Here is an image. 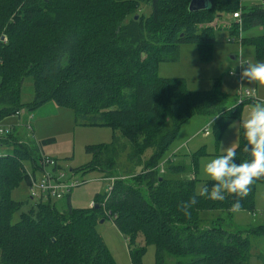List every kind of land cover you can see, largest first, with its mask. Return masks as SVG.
<instances>
[{
    "label": "trees",
    "instance_id": "1",
    "mask_svg": "<svg viewBox=\"0 0 264 264\" xmlns=\"http://www.w3.org/2000/svg\"><path fill=\"white\" fill-rule=\"evenodd\" d=\"M189 1L0 0V18L5 24L11 20L31 28L41 24L67 27L61 37L46 36L23 60L21 47L9 39L0 40V121L21 110V84L25 76H31L29 113L52 102L70 108L75 120L89 126L116 132L141 124L158 135L152 141L133 137L134 133L128 138L133 153L127 158L134 169L140 168L130 180L138 182L115 179L110 193L94 201L92 208H73L69 194L61 204L13 201L11 189L20 182L29 186L24 162L36 165L41 145L49 140H25L15 131L2 139L0 145L10 152L0 158L1 264H114L95 228L104 215L132 246L138 236L144 244H152L155 264H249L250 237L264 238V224L246 230L231 224L229 207L238 197L229 195L223 202L199 197L195 180L185 179L187 169L170 165L171 159L166 162L169 172L182 175L181 180L165 178L160 168L155 167L150 176L142 169L144 151L154 148L153 158L161 161L191 117H211L219 137L249 101L229 110L232 104L224 93L217 89L191 93L182 80L159 77L158 64L172 61L183 44H195L199 54L208 57L215 41L213 22L222 13L238 11L241 30L262 29L258 37L241 38V47H252L254 59H264V0L263 5L248 10L239 9L238 0H211V9L193 13L187 10ZM144 6L150 8L146 17L140 14ZM225 29L236 35L238 24L235 21ZM115 139L116 134L110 144L86 149L91 158L87 169L113 175ZM244 143L240 133L235 148L238 162L247 156ZM202 153L197 151L192 158ZM204 183L211 184L204 181L201 186ZM263 183L264 177H258L249 185L248 194L240 198V209L252 207L256 186ZM193 197L195 203H191ZM213 212H223L225 217L213 219L209 215ZM16 214L18 220L13 222ZM143 251L139 246L131 252L133 264H140ZM258 259L264 264V251Z\"/></svg>",
    "mask_w": 264,
    "mask_h": 264
},
{
    "label": "rangeland",
    "instance_id": "2",
    "mask_svg": "<svg viewBox=\"0 0 264 264\" xmlns=\"http://www.w3.org/2000/svg\"><path fill=\"white\" fill-rule=\"evenodd\" d=\"M238 1L239 9L243 10H248L261 3L260 0ZM149 13L150 8L148 6H144L140 10V14L144 17L148 16ZM228 17L229 15L222 13L221 17L213 22L216 25L214 28L215 41L208 57L203 58L195 44L180 45L172 61L158 64L157 75L161 78L182 80L186 89L191 93H207L217 89L226 95L228 104H233L238 98L237 94L240 86L235 77L228 75L226 67L230 68L234 65L240 49L244 50V58H254L252 57V49L247 46L241 47L237 34L231 36L228 30L225 29V26L230 24ZM2 22L0 18V24ZM3 25L0 29V40L6 41L9 39L16 46L21 47L22 60L37 46H41L50 33L61 37L65 34L67 28L45 24L31 28L21 22L11 20L6 21V24L3 22ZM239 33L240 38L258 37L262 34V29L259 26H254L241 30ZM230 38H234L235 41L227 42ZM231 55H234L235 59H231ZM257 61H264V59ZM238 71L239 69H237V73ZM254 87H256L254 84L244 81L241 90L243 92L246 88ZM258 96L264 99V88L258 90ZM32 102L33 80L31 76H25L21 84L19 97V103L22 106L19 117L12 116L0 121V128L3 129L7 125H11L15 128L14 134L18 132V136L25 140L34 142L49 140L47 144L41 145L42 156L53 160L59 169L53 171V167L50 165L39 169L40 160H37L36 165L30 161L24 162L25 172L36 182L42 179L45 174H50L51 176L55 175L61 182L75 184L68 196L73 208H92L95 204L94 201L108 194L110 183L104 176H112L110 178L114 179V182L115 179L131 181L133 175L139 172L140 168L134 169V163L127 158L129 154L133 153V146L131 145L133 142L128 139L133 133V137L148 138L149 141L158 137L156 132L146 131V128L141 124H137L135 128L127 127L116 132L109 127L89 126L75 120L73 111L70 108L59 107L52 102L37 107L29 113L28 108ZM249 103L250 101H246L242 104L236 120L243 118ZM212 120L211 117L202 115L191 117L180 127L178 134L164 153L161 161L153 158L154 148H148L144 151L142 158L145 161L143 162L145 166L142 169L149 171L148 175L150 176L155 167L156 169L160 168V173L165 178L173 181L181 180L183 176L172 171L170 173V166H168V163H164L169 158L173 160L170 165H183L187 169L185 179L188 181L195 180V192L199 193L201 184L206 181L201 174L202 163L210 157L222 154L228 148H236L239 145L240 129L238 124L231 123L217 137L212 128ZM205 128L208 131L207 136L203 134ZM115 134L116 146L114 150L116 154L112 157L115 164L113 175H104L96 170L87 169L86 167L91 158L86 149L110 144ZM5 138L0 137V140ZM120 148H123V150ZM201 150H203V153L193 159L192 155ZM0 152L7 153L10 152V149L1 146ZM143 163H141L142 166ZM140 174H144V172L138 175ZM136 182L138 181L132 180L131 184H136ZM137 185H140V183ZM10 198L15 202L26 204L29 200L28 186L24 182H20L10 190ZM29 202L31 203V201ZM57 202L64 203L65 199L57 200ZM98 204L100 203L98 202ZM24 207L26 206L24 205ZM209 215L213 219L219 216L225 217L223 212H213ZM230 215L231 224L233 223L236 228L241 230L264 224V183L257 184L252 207L240 209L238 212H231ZM104 218L102 222L96 224L95 228L114 264H133L131 252L139 246L144 249L140 264H155V248L152 244H144L143 238L138 236L132 246L120 234L108 215H104ZM204 218L208 220L209 216H204ZM12 220L13 222L18 220L17 214L14 215ZM250 243L249 264H261L258 257L264 251V238L259 236L250 237Z\"/></svg>",
    "mask_w": 264,
    "mask_h": 264
},
{
    "label": "clouds",
    "instance_id": "3",
    "mask_svg": "<svg viewBox=\"0 0 264 264\" xmlns=\"http://www.w3.org/2000/svg\"><path fill=\"white\" fill-rule=\"evenodd\" d=\"M229 76H236L239 82L254 84V88L243 90L240 98L232 107L236 108L245 98L256 99L250 102L243 118L231 123L238 124L245 141L243 150L247 156L236 160L235 148H228L220 155L208 158L202 163L201 174L208 183L199 188V197L210 201L223 202L229 195H235L229 207L231 212L240 211V198L249 192V185L258 177H264V99L259 98L258 90L264 88V61L244 58V50L238 51V58L230 68L226 67ZM237 69L239 72L237 73ZM195 197L191 203H195Z\"/></svg>",
    "mask_w": 264,
    "mask_h": 264
},
{
    "label": "built area",
    "instance_id": "4",
    "mask_svg": "<svg viewBox=\"0 0 264 264\" xmlns=\"http://www.w3.org/2000/svg\"><path fill=\"white\" fill-rule=\"evenodd\" d=\"M239 12L240 11L231 14V18L234 19L238 24L237 37H238V42L241 43V38H240V33H239L241 31V21H240V13ZM234 41H235L234 38H230V39H228L227 42L231 43ZM232 77L236 78V76H232ZM239 86H240V89H239L238 94H237V97H238L237 99H239L241 94L243 93L241 90L242 82H239ZM245 100H249L251 102V101L255 100V97L245 98L242 102H244ZM241 103H239V104H241ZM13 117H19V112L15 113L13 115ZM30 118H31V116H30ZM14 130H15V128H13L11 125H7L3 129L0 128V137H7V136L11 135L14 132ZM203 134L205 136L208 135L207 128L204 129ZM0 147H1V145H0ZM5 155H6V153L0 152V158L5 156ZM168 160H170V159L167 158L164 161V163H166ZM48 165L53 167V171H56L57 169H59L53 160H49V159L43 157L41 154L39 169H42ZM28 178H29V186H28L29 199L32 201H35V202L46 201V200L47 201H49V200H56V201L61 200L64 198L65 195L69 194L71 189H73L75 187V184H73V183L67 184L65 182H61L58 180L57 177H55V175L51 176L50 174H45L44 177L42 179H40L38 182L34 181V179L30 175H28ZM105 179L108 180L110 183V187L108 188V191H107V193L109 194L111 189H112L114 179H112V178H105Z\"/></svg>",
    "mask_w": 264,
    "mask_h": 264
},
{
    "label": "water",
    "instance_id": "5",
    "mask_svg": "<svg viewBox=\"0 0 264 264\" xmlns=\"http://www.w3.org/2000/svg\"><path fill=\"white\" fill-rule=\"evenodd\" d=\"M211 7H212L211 0H190L187 6V10L190 13H193V12L209 10L211 9ZM134 20H137V16L134 17ZM95 208H98V206H95ZM102 221L103 220H101L100 222Z\"/></svg>",
    "mask_w": 264,
    "mask_h": 264
},
{
    "label": "crops",
    "instance_id": "6",
    "mask_svg": "<svg viewBox=\"0 0 264 264\" xmlns=\"http://www.w3.org/2000/svg\"><path fill=\"white\" fill-rule=\"evenodd\" d=\"M260 2H261V0H260ZM262 3H260L259 5H261ZM263 5V4H262ZM228 19H229V21H230V24L229 25H231V23H233V22H235L232 18H231V15H229V17H228ZM228 25V26H229ZM245 47V46H244ZM247 47H250V46H247ZM251 49H252V47H250ZM252 57L254 58V52H253V49H252ZM231 59H235V56L234 55H231ZM11 118V117H10ZM8 119V118H7ZM5 119H3L2 121H4ZM213 121V120H212ZM17 134H19L18 132H17ZM1 141V140H0ZM169 159V158H168ZM234 225V224H233Z\"/></svg>",
    "mask_w": 264,
    "mask_h": 264
}]
</instances>
